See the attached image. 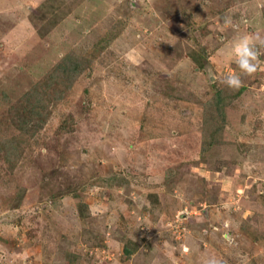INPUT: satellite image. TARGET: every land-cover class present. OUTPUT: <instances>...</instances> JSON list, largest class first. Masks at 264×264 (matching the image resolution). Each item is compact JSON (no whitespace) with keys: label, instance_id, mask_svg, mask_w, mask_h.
I'll list each match as a JSON object with an SVG mask.
<instances>
[{"label":"rangeland","instance_id":"374dc122","mask_svg":"<svg viewBox=\"0 0 264 264\" xmlns=\"http://www.w3.org/2000/svg\"><path fill=\"white\" fill-rule=\"evenodd\" d=\"M243 34L264 0H0V264H264V42L252 75L222 55Z\"/></svg>","mask_w":264,"mask_h":264},{"label":"clouds","instance_id":"9594fccd","mask_svg":"<svg viewBox=\"0 0 264 264\" xmlns=\"http://www.w3.org/2000/svg\"><path fill=\"white\" fill-rule=\"evenodd\" d=\"M224 24L228 27H238L228 17L225 18ZM257 41L264 42V38L258 34L255 36L250 34L239 35L230 42L225 50H222V55L233 60L241 73L252 75L257 71L260 63L261 53L256 47ZM224 82L232 89H239L242 86L241 76L236 73L228 74ZM205 264H220V261L215 257H210L205 261Z\"/></svg>","mask_w":264,"mask_h":264},{"label":"trees","instance_id":"16d2710c","mask_svg":"<svg viewBox=\"0 0 264 264\" xmlns=\"http://www.w3.org/2000/svg\"><path fill=\"white\" fill-rule=\"evenodd\" d=\"M66 61V63H64V65L63 66H61V69H62V71L63 72H74V73H76L78 70H81L80 68H79V66H78V64H77V62L76 61H72V60H70L69 58L68 59H66L65 60ZM50 87L51 86H48L47 87V89L49 90L50 89ZM246 90V87L245 86H241L233 95H230V94H225L224 95V90H222V94H223V100L224 101H226V100H228L229 99V102H230V100L231 101H233V100H235L236 98H238V97H240L243 93H244V91ZM36 98V97H35ZM39 99H41V98H39ZM39 99H36L37 101H36V105H37V107L39 106V104L38 103H40L38 100ZM45 100V99H44ZM46 100H48V99H46ZM34 108H36V107H32L31 108V111L33 112V115L35 116V113H34ZM36 110V109H35ZM37 115H36V119H38L39 117H40V115H41V112H40V109L38 110L37 109ZM20 120L21 119H18V121L20 122ZM31 120H33V119H28V120H25V119H23L21 122H25L24 123V125H22V127L23 128H25V126L27 127V129H28V131L29 132H31V133H34L35 131H36V129L38 128V124H40L39 123V121H40V119H39V121L38 120H36L35 122H34V124L33 125H30L29 126V123H30V121ZM28 133V132H27ZM22 137V135L21 136H18L17 135V137H14V138H12L11 140H6L5 141V148H7L8 150V152H6V156H8V157H10L9 155H12V153H15V151L18 149V146H17V141L19 142L20 141V138ZM2 149L0 148V151H1ZM8 160H10V159H8Z\"/></svg>","mask_w":264,"mask_h":264}]
</instances>
